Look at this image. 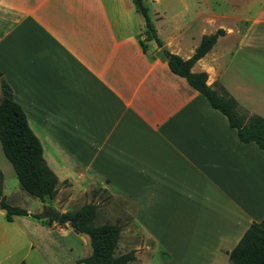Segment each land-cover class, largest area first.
Returning a JSON list of instances; mask_svg holds the SVG:
<instances>
[{
  "label": "crops",
  "instance_id": "0c3cea01",
  "mask_svg": "<svg viewBox=\"0 0 264 264\" xmlns=\"http://www.w3.org/2000/svg\"><path fill=\"white\" fill-rule=\"evenodd\" d=\"M126 7L129 0H0V99L4 77L60 183L81 186V169L110 196L128 199L145 242L165 246L162 264H231L232 249L264 218V150L242 142L226 115L170 70ZM229 19L157 12L153 24L183 58L222 29L192 71H206L209 84L222 83L264 118V84L255 102L258 80L244 72L249 62L264 69V1L243 29ZM1 186L9 202L4 174Z\"/></svg>",
  "mask_w": 264,
  "mask_h": 264
},
{
  "label": "trees",
  "instance_id": "16d2710c",
  "mask_svg": "<svg viewBox=\"0 0 264 264\" xmlns=\"http://www.w3.org/2000/svg\"><path fill=\"white\" fill-rule=\"evenodd\" d=\"M136 10L143 16L145 40H155L167 58L172 72L184 77L197 91L202 93L210 105L226 115L229 124L235 127L242 142H255L264 150V118L241 108L238 100L220 82L208 83L206 71L194 72L193 65L216 43L224 31L204 35L200 44L189 58H183L163 46L157 30L149 16L144 0H132ZM145 49L144 40H140ZM0 99V143L7 159L11 162L21 187L42 201L54 198L59 191V178L43 156V147L34 133L21 105L14 99L13 91L4 77H1ZM0 169V208L5 210V218L12 221L14 216H29L44 224L52 225V218L44 219L42 213H32L26 208L12 205L2 195ZM66 181V180H65ZM64 181V182H65ZM45 209L50 207L45 206ZM96 205L86 203L80 208L61 213L56 221L61 226L70 225L73 229L89 236L92 252L80 258L84 264H130L136 259L135 251L116 253L120 236V226L105 222L97 224ZM231 264H264V218L253 222L238 244L229 254Z\"/></svg>",
  "mask_w": 264,
  "mask_h": 264
},
{
  "label": "rangeland",
  "instance_id": "374dc122",
  "mask_svg": "<svg viewBox=\"0 0 264 264\" xmlns=\"http://www.w3.org/2000/svg\"><path fill=\"white\" fill-rule=\"evenodd\" d=\"M263 1L188 0V4H186L181 0H144V3L148 7L153 23L159 24L156 20L157 12L170 18L180 12L188 14L200 10L207 13L213 11L218 14H226L232 17L229 19V23H238L243 29L249 21L248 19L258 12ZM129 2L131 9L126 7V12L129 14L133 26L138 27L139 22L144 23V18L135 9L132 0ZM236 15L243 17L241 23L234 18ZM186 41L189 44L194 42L190 35L186 37ZM254 63L249 62L248 66H244V72H249V82H252L253 77L258 80V84L255 85L258 88L255 102H258L260 99L263 100L260 98V94H262V84H264V81L262 82L264 69L259 68L256 62ZM233 85L238 90L239 87L236 86V83ZM238 93L242 97V91L239 90ZM245 103L243 106L246 105ZM240 106L246 110L245 107ZM0 169L4 174V191L9 196L8 199L12 205L24 207L32 213L41 209L40 213L43 214L47 210H42L41 199L29 194L21 187L11 162L3 152L1 143ZM80 171L85 174L82 185L68 180L61 182L57 195L52 199H46L44 202L47 205L44 207L48 206L52 210L63 213L76 210L86 203H94L97 210L95 218L97 224L109 222L118 224L121 228L116 248L117 254L134 250L136 259L130 264H162L169 257L167 254L162 255L165 246H155L149 240L145 242V233L134 219L133 204L126 198L110 196L102 190L99 183L93 180L88 172L81 169ZM25 219L38 222L31 217H25ZM25 219L18 218L12 222L7 221L5 210L0 208V264H84L79 263L78 260L91 254L92 247L88 235L76 233L68 225L57 224L56 226L59 227L53 228L46 226V229L43 230L34 225L35 223L26 222ZM148 247L152 251L147 249Z\"/></svg>",
  "mask_w": 264,
  "mask_h": 264
},
{
  "label": "water",
  "instance_id": "95a60500",
  "mask_svg": "<svg viewBox=\"0 0 264 264\" xmlns=\"http://www.w3.org/2000/svg\"><path fill=\"white\" fill-rule=\"evenodd\" d=\"M61 215V212L60 211H55V210H52V209H47L43 212L42 216L44 218H52L54 221H57L59 219ZM69 227H71L70 225H68ZM72 228V227H71ZM76 233H79L78 230L76 229H73Z\"/></svg>",
  "mask_w": 264,
  "mask_h": 264
}]
</instances>
